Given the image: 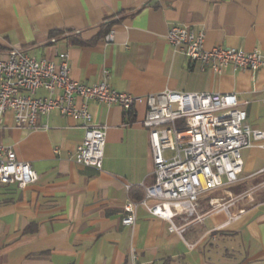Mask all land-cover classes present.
Returning <instances> with one entry per match:
<instances>
[{
    "label": "crops",
    "instance_id": "0c3cea01",
    "mask_svg": "<svg viewBox=\"0 0 264 264\" xmlns=\"http://www.w3.org/2000/svg\"><path fill=\"white\" fill-rule=\"evenodd\" d=\"M174 25L205 31L208 49L264 54V0H0V60L22 49L59 63L57 53L68 51L71 75L83 83L109 69L112 87L137 96L234 93L248 123L264 131V68L203 69L168 43ZM88 105L108 127L100 169L74 160L85 135L77 118L53 111L38 119L50 128L21 129L6 114L3 144L38 177L26 188L0 183V264H132L133 249L137 264H264V147L242 149L243 172L223 187L230 197L209 191L196 214L175 218L182 233L143 205L126 225V202L155 182L146 104Z\"/></svg>",
    "mask_w": 264,
    "mask_h": 264
},
{
    "label": "built area",
    "instance_id": "2783aa9c",
    "mask_svg": "<svg viewBox=\"0 0 264 264\" xmlns=\"http://www.w3.org/2000/svg\"><path fill=\"white\" fill-rule=\"evenodd\" d=\"M105 40H114L113 30ZM167 41L203 69L210 68L216 73L228 67L264 68V54L259 51L224 46L206 48L203 30L174 25L167 33ZM57 54L59 63L13 49L0 60V131L9 112L13 114L15 127L21 129L50 128L48 123L39 125L38 119L48 117L53 111L73 116L85 129L74 160L100 169L108 127L95 123L88 101L120 105L127 111L145 103L142 123L150 133L155 182L145 187L141 200L126 202L123 218L126 225L135 224L137 208L143 205L152 214L168 218L171 231L182 233L185 229L177 226L175 218L196 214L200 197L209 191L222 189L229 193L223 187L237 182L243 172L242 149L253 145L264 147V131L248 123L247 111L234 93L167 90L137 96L112 87L109 69L103 71L101 80L92 84L74 79L70 53ZM41 90L46 94H40ZM37 177L32 165L20 160L12 148L3 144L0 135V183L26 188ZM149 199L155 202L150 204ZM131 262L137 264L135 249Z\"/></svg>",
    "mask_w": 264,
    "mask_h": 264
},
{
    "label": "trees",
    "instance_id": "16d2710c",
    "mask_svg": "<svg viewBox=\"0 0 264 264\" xmlns=\"http://www.w3.org/2000/svg\"><path fill=\"white\" fill-rule=\"evenodd\" d=\"M116 22L117 21L115 20V21H111V22L107 23L106 25H104L103 30H102V34L103 35L106 34ZM76 42L85 44V42L83 40H80V39H76Z\"/></svg>",
    "mask_w": 264,
    "mask_h": 264
},
{
    "label": "rangeland",
    "instance_id": "374dc122",
    "mask_svg": "<svg viewBox=\"0 0 264 264\" xmlns=\"http://www.w3.org/2000/svg\"><path fill=\"white\" fill-rule=\"evenodd\" d=\"M207 195V194H206ZM217 195L219 196H229V193H226L225 191H223L222 189L217 190ZM230 197V196H229ZM231 197H234L233 195H231ZM237 198V197H236Z\"/></svg>",
    "mask_w": 264,
    "mask_h": 264
}]
</instances>
